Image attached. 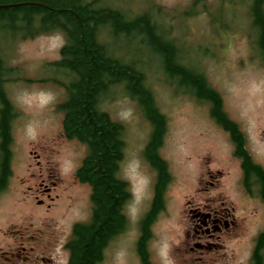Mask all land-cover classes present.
<instances>
[{"label":"rangeland","instance_id":"374dc122","mask_svg":"<svg viewBox=\"0 0 264 264\" xmlns=\"http://www.w3.org/2000/svg\"><path fill=\"white\" fill-rule=\"evenodd\" d=\"M155 1L162 13L158 17L171 26L172 37L184 54L183 61L194 70L197 66L209 85L221 94L223 111L238 123L253 161L264 169V62L254 48L255 37L248 33L250 17L247 18L246 2ZM63 43L64 36L54 32L14 39L10 42L14 48L7 51L9 62L19 67L12 72L15 80L4 84L17 115L11 128V174L0 192V228L40 227L45 217H51L60 236L42 254L51 261L26 259L20 264H67L65 242L70 238L72 226L75 222L89 221L91 216L89 185L75 175L87 147L62 134V113L56 109L63 100L64 89L52 80L57 74L49 62L59 57ZM146 68H149L147 82L166 117L157 152L170 174L163 192L165 208L150 225L155 256L164 264H173L170 251L187 236L200 235L194 232L191 210L213 203L211 197L221 195L233 207L231 217L243 222L248 232L246 236L241 231L221 235L217 245L210 247L219 250H210L207 257H215L219 251L229 257V253L235 252L237 263L248 254L249 238L263 221L264 204L258 200L248 202L239 193L240 160L234 155L227 131L209 115L207 105L185 93L178 80L172 85L154 60ZM102 106L126 128L120 176L128 182L130 198L124 207L126 227L109 242L99 264H138L134 256L137 223L150 205L156 179L154 169L144 157L151 125L123 92L112 94ZM47 173L49 179L39 185ZM211 182L218 183L219 188H212ZM46 187H51V195L58 197L46 198V192L42 191ZM29 191L44 199L45 204L50 203L49 210H45V204L35 206ZM253 209L256 215L250 216ZM215 210V216H225L223 206L217 204ZM217 235L214 233L213 237ZM2 236L0 233V247L5 248L7 240Z\"/></svg>","mask_w":264,"mask_h":264},{"label":"trees","instance_id":"16d2710c","mask_svg":"<svg viewBox=\"0 0 264 264\" xmlns=\"http://www.w3.org/2000/svg\"><path fill=\"white\" fill-rule=\"evenodd\" d=\"M242 1L249 9L248 33L255 37L254 48L264 62V0ZM160 10L155 0H0V192L11 174V128L17 115L4 88L19 67L7 58V51L14 48L10 42L54 32L64 36L59 57L49 62L57 74L52 80L64 89L56 109L62 113L64 134L87 147L75 175L90 186L92 206L89 221L72 227L65 245L67 264H99L109 242L127 224L124 207L130 192L120 176L126 128L102 106L112 94L123 92L151 125L144 157L156 171L157 180L151 209L140 221L145 234L153 214L162 208L168 174L157 149L166 117L147 82L149 68L144 70L152 60L172 85L178 80L185 93L209 105L210 116L230 133L247 187L253 178L262 182L258 195L264 201V169L246 149L239 126L223 111L220 94L197 66L194 70L183 61L171 26L158 17ZM260 236L262 242L264 232ZM255 257L259 263L257 253Z\"/></svg>","mask_w":264,"mask_h":264},{"label":"flooded vegetation","instance_id":"af4514ba","mask_svg":"<svg viewBox=\"0 0 264 264\" xmlns=\"http://www.w3.org/2000/svg\"><path fill=\"white\" fill-rule=\"evenodd\" d=\"M239 166L241 175L237 182L240 191L250 202L257 199L262 201L264 204V201L260 198L258 192L256 191V189H258V191L260 190L262 182L257 183L256 189L247 187L245 172L241 163ZM49 177L50 174H44V178L41 179V184L39 185H42L43 181L45 179H49ZM210 184L212 188L214 186L215 188H219L218 183L211 182ZM51 189V187H46L42 189V191L46 192L47 198L54 200L58 197V195L56 194L55 196H52L50 193ZM32 200H34V204L37 207H42V205L45 204L44 200L40 199L37 195H35V197L33 196ZM211 200L213 203H206L203 206L199 205L195 207V209L191 210V212H194L192 216V219L195 220V227H193L194 232L196 234L199 233L200 235L195 237H193V235L187 236L186 240L179 242V246L177 248H173L170 251V257L173 264H264V239L262 242L260 241V235L264 232V217L262 223L259 224L257 229L253 231L254 234H252L249 238L247 246L248 254L246 253L247 255H245L242 259H239L237 263L236 261L238 258L236 257L235 252L229 253V257H227L228 253L222 251H219L220 253L216 252L217 256L215 257H207L210 250L217 248L219 250V247H210L217 245V240H219L221 235H227V233H231L232 231L236 233L241 231V235L246 236V232H248V229L244 228L242 225L243 222L234 220L235 217H231L230 213L232 212L233 207L230 206L228 199L226 203L223 196L213 195ZM217 204L224 207L223 212L225 213V216L222 218L221 215H214ZM44 206L47 211L49 210L51 204L46 203ZM204 209L207 210L204 211ZM156 213L157 210L153 214L152 220H150L147 224L146 234L144 226H142L140 228L139 235L135 239L134 256L137 257L138 264H164L155 256L152 246L153 238L151 236L150 224L154 222ZM252 214L256 215L255 209L250 211V216ZM209 221L210 224H208ZM210 230L213 233H211ZM7 232L12 233V235L6 236L5 234ZM0 233L4 235L1 238L3 240H7L6 247H0V264H20V262L26 259H30L31 262L38 260H44L43 262L51 261L50 258L44 257L42 254L50 249V246L53 245V242L56 241V239L60 238L57 230L53 226L51 217H45L40 227L33 228L28 225L17 228L16 226H8L6 229L0 228ZM214 233H217L218 235L213 237ZM213 239L216 241H213ZM256 253L259 258V263L255 257ZM202 255H204L207 259H205Z\"/></svg>","mask_w":264,"mask_h":264}]
</instances>
